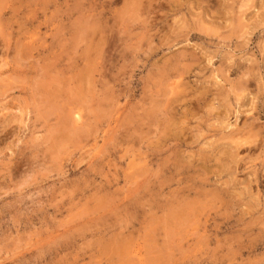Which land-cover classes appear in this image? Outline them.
Here are the masks:
<instances>
[{
    "label": "rangeland",
    "instance_id": "rangeland-1",
    "mask_svg": "<svg viewBox=\"0 0 264 264\" xmlns=\"http://www.w3.org/2000/svg\"><path fill=\"white\" fill-rule=\"evenodd\" d=\"M0 264H264V0H0Z\"/></svg>",
    "mask_w": 264,
    "mask_h": 264
},
{
    "label": "bare ground",
    "instance_id": "bare-ground-1",
    "mask_svg": "<svg viewBox=\"0 0 264 264\" xmlns=\"http://www.w3.org/2000/svg\"><path fill=\"white\" fill-rule=\"evenodd\" d=\"M20 79V78H19ZM249 84V83H248ZM56 93V92H55ZM241 100V99H240ZM253 123V122H252ZM256 123V122H255ZM254 124V123H253ZM248 129H250V128H248ZM215 130V129H214ZM243 131V130H242ZM254 131V130H253ZM252 132V131H251ZM253 136V135H252ZM251 143H252V141H251ZM255 149V148H254ZM236 163V162H235Z\"/></svg>",
    "mask_w": 264,
    "mask_h": 264
}]
</instances>
